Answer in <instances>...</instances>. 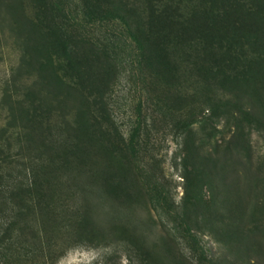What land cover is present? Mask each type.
Returning a JSON list of instances; mask_svg holds the SVG:
<instances>
[{"label": "rangeland", "instance_id": "obj_1", "mask_svg": "<svg viewBox=\"0 0 264 264\" xmlns=\"http://www.w3.org/2000/svg\"><path fill=\"white\" fill-rule=\"evenodd\" d=\"M93 4L0 0V264H264V0Z\"/></svg>", "mask_w": 264, "mask_h": 264}, {"label": "trees", "instance_id": "obj_2", "mask_svg": "<svg viewBox=\"0 0 264 264\" xmlns=\"http://www.w3.org/2000/svg\"><path fill=\"white\" fill-rule=\"evenodd\" d=\"M56 1H59V0H56ZM95 0H81V8L79 9V14H81V16L84 17V15H87V16H98V14H100L101 12L94 9L93 7H95V4H93ZM78 3H80L78 1ZM48 7V9L50 10V12H53V9H54V6L51 4L50 1H48L46 3ZM45 6V5H44ZM111 70H110V73H109V76H114V68H115V65H111ZM107 82L104 84V86H102V88H96V89H93V92L94 94L97 96V97H100V98H103L104 95L106 94L107 92ZM0 187H1V184H0ZM3 191L7 193V196L4 197L2 195H0V201H3L4 200H7L9 202H11L12 204H16V201L14 198H17L18 195H19V191H20V186H16L14 183H11V182H7V183H4L3 186ZM5 202V201H4ZM37 205V204H36ZM6 210V209H4ZM39 210H40V207H39ZM9 211H11V209H9ZM3 212H6V211H3ZM5 215V227L4 228H0V240L2 241L4 238H8L7 236V233L10 232V229L15 225V220L17 216H20V214H16V215H10V214H4ZM4 248V247H3Z\"/></svg>", "mask_w": 264, "mask_h": 264}]
</instances>
